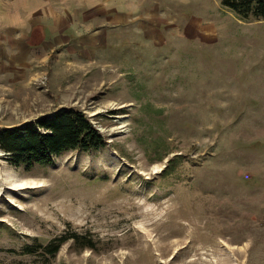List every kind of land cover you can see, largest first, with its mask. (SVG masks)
<instances>
[{
  "label": "rangeland",
  "instance_id": "374dc122",
  "mask_svg": "<svg viewBox=\"0 0 264 264\" xmlns=\"http://www.w3.org/2000/svg\"><path fill=\"white\" fill-rule=\"evenodd\" d=\"M139 2L151 37L123 33L91 71L56 57L10 79L0 58V129L73 108L107 141L31 168L0 148V264L42 262L26 245L65 232L93 246L53 264H264V19Z\"/></svg>",
  "mask_w": 264,
  "mask_h": 264
},
{
  "label": "crops",
  "instance_id": "0c3cea01",
  "mask_svg": "<svg viewBox=\"0 0 264 264\" xmlns=\"http://www.w3.org/2000/svg\"><path fill=\"white\" fill-rule=\"evenodd\" d=\"M142 6L139 0H0L4 72L10 79L13 72L38 76L56 57L58 67L69 64L85 71L123 33L143 28L151 37L154 10L141 18L137 10Z\"/></svg>",
  "mask_w": 264,
  "mask_h": 264
},
{
  "label": "trees",
  "instance_id": "16d2710c",
  "mask_svg": "<svg viewBox=\"0 0 264 264\" xmlns=\"http://www.w3.org/2000/svg\"><path fill=\"white\" fill-rule=\"evenodd\" d=\"M223 4L245 17L264 19V0H223ZM105 137L82 110L62 108L53 115L43 116L24 126L0 129V148L8 153L14 165L31 168L49 164L56 157L71 149L92 150L104 147ZM171 159V166L174 163ZM83 246H93L91 238L78 232H65L48 244H27L25 252L38 253L40 248L45 258L42 262H19L18 264H53L55 257L68 240Z\"/></svg>",
  "mask_w": 264,
  "mask_h": 264
}]
</instances>
